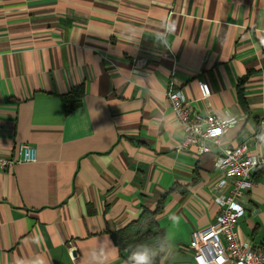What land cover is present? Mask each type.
Masks as SVG:
<instances>
[{
  "label": "crops",
  "instance_id": "0c3cea01",
  "mask_svg": "<svg viewBox=\"0 0 264 264\" xmlns=\"http://www.w3.org/2000/svg\"><path fill=\"white\" fill-rule=\"evenodd\" d=\"M168 90L239 118L226 143L253 134L264 0H0V154L38 149L36 162L0 168V264H134L114 233L166 194L159 264H197L191 234L214 222L221 174L215 153L177 150ZM251 154L263 163L237 229L264 249V140Z\"/></svg>",
  "mask_w": 264,
  "mask_h": 264
},
{
  "label": "built area",
  "instance_id": "2783aa9c",
  "mask_svg": "<svg viewBox=\"0 0 264 264\" xmlns=\"http://www.w3.org/2000/svg\"><path fill=\"white\" fill-rule=\"evenodd\" d=\"M202 97L209 89L204 81L199 82ZM172 110L182 126L184 140L177 150L191 147L199 155L216 154V168L221 177L217 183L219 193L216 201L218 214L211 224L192 231L190 247L197 264H264V249L251 241L241 239L237 224L245 214L244 200L256 185L254 169L263 162L251 154V145L264 140V116L258 121L253 134L237 145L225 142L229 130L239 122L237 117L204 114L193 109L180 91L166 93ZM38 149L29 143L18 146V154H0V168L10 169L20 162H36Z\"/></svg>",
  "mask_w": 264,
  "mask_h": 264
},
{
  "label": "trees",
  "instance_id": "16d2710c",
  "mask_svg": "<svg viewBox=\"0 0 264 264\" xmlns=\"http://www.w3.org/2000/svg\"><path fill=\"white\" fill-rule=\"evenodd\" d=\"M83 89L74 91L70 99L66 96V111H70L80 102ZM167 194L161 197L154 210L146 208L142 214L124 228L114 233V240L121 256L134 263L133 256L137 252H146L151 264H159L167 249L165 234L158 222V214L162 211Z\"/></svg>",
  "mask_w": 264,
  "mask_h": 264
},
{
  "label": "clouds",
  "instance_id": "9594fccd",
  "mask_svg": "<svg viewBox=\"0 0 264 264\" xmlns=\"http://www.w3.org/2000/svg\"><path fill=\"white\" fill-rule=\"evenodd\" d=\"M134 264H151L150 258L146 252H137L133 256Z\"/></svg>",
  "mask_w": 264,
  "mask_h": 264
}]
</instances>
